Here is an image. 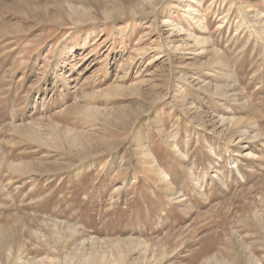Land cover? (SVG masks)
I'll return each instance as SVG.
<instances>
[{
  "label": "rangeland",
  "instance_id": "374dc122",
  "mask_svg": "<svg viewBox=\"0 0 264 264\" xmlns=\"http://www.w3.org/2000/svg\"><path fill=\"white\" fill-rule=\"evenodd\" d=\"M253 13L264 0H0V264H264ZM189 34L219 75L202 45L169 47Z\"/></svg>",
  "mask_w": 264,
  "mask_h": 264
},
{
  "label": "bare ground",
  "instance_id": "6f19581e",
  "mask_svg": "<svg viewBox=\"0 0 264 264\" xmlns=\"http://www.w3.org/2000/svg\"><path fill=\"white\" fill-rule=\"evenodd\" d=\"M160 1V0H159ZM148 2V1H147ZM145 4V3H144ZM154 5H156V1H155V3H153ZM143 7H145V6H143ZM141 10H145L144 8L143 9H141ZM187 10V9H186ZM185 12V11H184ZM196 12V10L195 9H193L192 10V12L191 13H195ZM195 14H197V13H195ZM200 14V13H199ZM242 14V13H241ZM250 14V13H249ZM249 14H246V16H248ZM234 15V14H233ZM259 14H256V13H253L251 16H252V23H253V25H254V27L256 28V30H257V34L258 35H260L261 36V38L262 39H264V18L263 17H260V16H258ZM227 16H229V15H227ZM113 17H114V15H113ZM226 17V16H225ZM170 20V19H169ZM193 22H194V24H195V26L196 27H199V30H205V25H204V23H203V19H202V17L201 18H199V17H196V18H194L193 17ZM257 21H260V22H257ZM208 22V21H207ZM258 24H261L260 26L258 25ZM176 27V26H175ZM259 27V28H258ZM203 33H205V32H203ZM185 34H187V33H185ZM179 38H181V37H179ZM191 39V40H187L188 42H186V41H182V43L181 44H179V45H177V46H175V45H173L172 44V46H169V47H171V49H172V51L175 53H177V51H183L184 50V48L186 47V49H188V46H190V44H192L193 45V47L194 46H199V45H202V47H203V53H205V55L207 54V55H209L210 56V58L208 59V60H210V61H208L207 63H208V65L209 64H211L212 63V65H213V63L214 64H217L215 67H213V68H211V69H206L205 71V73L204 74H206V77L207 76H209V77H211V76H215V75H219V72H218V68H224L225 66H227V63H225V62H227V61H224V58H223V56L220 54V53H217V52H213V50H207V49H205V47L209 44L208 42H207V39H205L203 36H197V35H194V34H189V36H187L185 39ZM182 39V38H181ZM184 39V38H183ZM170 41V40H169ZM191 41V43H189ZM177 43V42H176ZM170 44V43H169ZM168 49V48H167ZM170 49V50H171ZM190 50V49H189ZM193 50V49H192ZM201 50V49H200ZM194 51V50H193ZM172 53V52H171ZM198 53V52H197ZM192 55V54H191ZM174 56V55H173ZM178 57V56H177ZM176 58V57H175ZM153 62V61H152ZM130 64V63H129ZM189 64V63H188ZM179 65V64H178ZM187 65V64H186ZM204 65V64H203ZM230 65V64H229ZM128 66V65H127ZM145 66V65H144ZM191 66V65H190ZM146 67V66H145ZM192 67H194V66H192ZM218 67V68H217ZM119 71V70H118ZM121 71V70H120ZM122 72V71H121ZM126 72V71H125ZM129 72V71H128ZM138 72V71H137ZM149 72V71H148ZM147 73V72H146ZM122 74H124V75H121V77H118V78H124L127 74L126 73H123L122 72ZM225 77V76H224ZM141 78V77H140ZM119 79V80H120ZM226 79V78H225ZM183 80H185V79H183ZM157 81V80H156ZM190 81V80H189ZM196 82H198V81H196ZM199 83V82H198ZM208 84V83H207ZM222 84H224V83H218L214 88H213V90H214V92L212 93L216 98H220L219 97V94H221V98L220 99H227L226 97L228 96H226V97H224L223 96V93H225L226 92V86H221ZM231 84V83H230ZM139 85V84H138ZM226 85V84H225ZM158 86V85H157ZM231 87H233V86H231ZM235 87V86H234ZM236 88V87H235ZM202 89L204 90V91H206V92H211L210 91V89H211V87H210V85H202ZM231 89V88H230ZM229 89V90H230ZM118 90V89H117ZM120 90V89H119ZM228 90V89H227ZM234 91V90H233ZM229 92V91H228ZM107 94V93H106ZM234 94H236V93H234ZM108 95V94H107ZM235 96V95H234ZM158 98V97H157ZM233 99V98H232ZM236 99V98H235ZM234 99V100H235ZM223 102V101H222ZM86 110V109H85ZM89 111V110H88ZM194 114V113H193ZM109 119V118H108ZM105 120H107V119H105ZM124 120V119H123ZM122 120V121H123ZM199 120V119H198ZM111 123V122H110ZM122 123V122H121ZM219 123V122H218ZM223 123V122H222ZM116 124V123H115ZM127 128V127H126ZM98 256L99 255H96V256H93L92 255V257L90 256V263H93V264H97L98 263V260H97V258H98Z\"/></svg>",
  "mask_w": 264,
  "mask_h": 264
}]
</instances>
